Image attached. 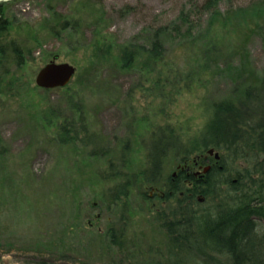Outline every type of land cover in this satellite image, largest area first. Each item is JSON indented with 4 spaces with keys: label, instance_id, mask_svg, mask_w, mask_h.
Listing matches in <instances>:
<instances>
[{
    "label": "rangeland",
    "instance_id": "obj_1",
    "mask_svg": "<svg viewBox=\"0 0 264 264\" xmlns=\"http://www.w3.org/2000/svg\"><path fill=\"white\" fill-rule=\"evenodd\" d=\"M206 1L5 4L9 28L0 42L14 44L23 53L20 64L9 61L0 66V137L5 149L0 156V264H152L166 259L168 241L159 217L176 208L174 200L164 201L162 196L185 167L179 157L168 149L159 186L144 189L150 199L142 198L141 189L134 191L128 207L122 201L113 203L115 196L109 194L122 181H103L100 174L113 161L122 172L127 165L132 172L145 170L157 131L173 132L184 142L197 137L212 119L214 104L232 99L234 73L224 65L217 71L201 62L194 82L175 83L173 72L185 73L194 58L179 48L191 44L184 34L168 41L166 56L156 68L139 64L124 73L107 62L115 61L118 47L148 44L149 32L176 22L183 12L197 30H205L210 16L200 9ZM258 1L225 0L219 9H247ZM65 22L67 29L62 27ZM217 40L224 48L237 43L226 33ZM247 48L251 68L263 74L262 38L251 37ZM55 57L57 64L73 66L76 74L65 88L40 89L36 77ZM102 62L109 68L93 80L90 71ZM68 96L81 107L88 128L86 133L79 130V142L71 146L59 142L64 121H81L67 105ZM84 136L100 140L103 152L109 153L89 158L94 147H84ZM191 160L201 163V170L194 169L200 176L217 162L208 154H195ZM199 204V211L212 207L203 199ZM259 227L264 230L263 221ZM114 228L123 231L118 246L109 236Z\"/></svg>",
    "mask_w": 264,
    "mask_h": 264
},
{
    "label": "trees",
    "instance_id": "obj_2",
    "mask_svg": "<svg viewBox=\"0 0 264 264\" xmlns=\"http://www.w3.org/2000/svg\"><path fill=\"white\" fill-rule=\"evenodd\" d=\"M223 1L207 0L201 7L200 10L210 16L205 30H197L190 15L183 12L176 22L149 32L148 44L118 47L115 61L107 62L110 68L124 73L139 64L147 69L157 67L166 56L168 41L184 34L191 44L189 47L182 44L179 48L193 53L194 58L188 71L177 72V75L173 72L175 83L179 79L188 84L194 82L201 62L205 67L213 65L217 71L224 65L229 73H234L230 79L234 85L232 99L214 104L212 119L197 137L184 142L173 132L157 131L145 170L132 172L127 165L123 166L127 171L122 172L113 161L109 169L100 174L103 181H122L109 194L115 196L113 203L122 201L128 207L134 191L141 189L142 198L150 199V195L143 193L144 189L159 186L168 149L179 157V164L194 169L199 163L191 162L193 155L207 154L210 149L219 153L220 161L215 162L203 179L188 176L184 170L169 181L163 200H174L176 208L170 214L164 211L161 216L158 214L168 241L167 256L165 260L154 259L152 264H264V230L259 227V222H264V73L259 75L251 68L247 48L255 35L264 43V0L247 9H231L225 13L219 9ZM226 1L233 3L234 0ZM5 7L0 6V36L9 28ZM68 25L65 22L62 27L67 29ZM225 33L235 37L237 43L233 48L230 44L225 48L218 44L217 38ZM22 53L14 44L0 42V66L9 61L20 64ZM107 65L99 63L90 71L92 79L106 71ZM73 99L68 96L67 105L81 121L67 119L59 135V142L70 146L79 142V130L82 133L88 130L83 124L81 107ZM80 122L82 126L78 125ZM83 139L87 141L82 142ZM81 142L84 147L93 145V151L87 155L89 158L109 153L103 152V143L95 137L84 136ZM4 153L0 137V156ZM120 160L122 164L126 162L125 157ZM105 196L103 193L101 197ZM200 198L212 207L204 211L196 209ZM101 201L113 204L108 199ZM122 234L123 231L115 228L109 231L113 245L120 244Z\"/></svg>",
    "mask_w": 264,
    "mask_h": 264
},
{
    "label": "water",
    "instance_id": "obj_3",
    "mask_svg": "<svg viewBox=\"0 0 264 264\" xmlns=\"http://www.w3.org/2000/svg\"><path fill=\"white\" fill-rule=\"evenodd\" d=\"M16 0H0V6L14 2ZM57 58L46 65L38 73L36 77V85L43 90H55L62 89L69 85L74 75L76 74V69L68 64H57ZM209 156L214 157V159L219 162L220 155L215 152L214 149L207 151ZM211 167H207L203 170L200 179H203L210 171ZM201 200V199H200Z\"/></svg>",
    "mask_w": 264,
    "mask_h": 264
},
{
    "label": "flooded vegetation",
    "instance_id": "obj_4",
    "mask_svg": "<svg viewBox=\"0 0 264 264\" xmlns=\"http://www.w3.org/2000/svg\"><path fill=\"white\" fill-rule=\"evenodd\" d=\"M208 160H206V162H207ZM197 169L198 170H201L202 169V165L200 166V165H198L197 166ZM187 171V174H188V176H190V175H193L195 178H200V171L199 172H194V168H186V167H184V168H181L180 170H178V171ZM162 197H164V196H162Z\"/></svg>",
    "mask_w": 264,
    "mask_h": 264
}]
</instances>
